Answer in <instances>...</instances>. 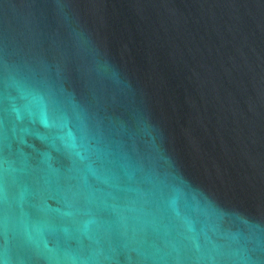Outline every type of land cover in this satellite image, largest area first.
<instances>
[{
  "label": "water",
  "instance_id": "obj_1",
  "mask_svg": "<svg viewBox=\"0 0 264 264\" xmlns=\"http://www.w3.org/2000/svg\"><path fill=\"white\" fill-rule=\"evenodd\" d=\"M0 264H264V0H0Z\"/></svg>",
  "mask_w": 264,
  "mask_h": 264
}]
</instances>
